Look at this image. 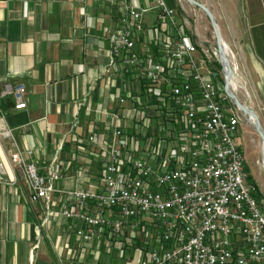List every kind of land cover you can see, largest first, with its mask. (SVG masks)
Returning a JSON list of instances; mask_svg holds the SVG:
<instances>
[{"label":"built area","instance_id":"1","mask_svg":"<svg viewBox=\"0 0 264 264\" xmlns=\"http://www.w3.org/2000/svg\"><path fill=\"white\" fill-rule=\"evenodd\" d=\"M110 2L122 13L101 74L112 68L137 88L113 96L116 109L102 111L109 118L104 131L86 138L100 156L96 184L80 185L88 169L80 163L72 170L75 186L57 188L66 176L56 168L57 154L39 172L0 106V144L11 143L10 162L23 173L30 204L42 207L41 225L54 219L81 244L103 233L123 246L127 235L133 242L141 234L139 251L145 249L150 264H264L263 200L248 182L234 141L245 115L224 92L216 42L198 47L178 28L176 10L165 0L149 6ZM149 12L154 24L139 51ZM27 94L24 83L5 80L0 100L11 96L22 110ZM2 173L0 164V181ZM53 194L60 196L58 210Z\"/></svg>","mask_w":264,"mask_h":264},{"label":"crops","instance_id":"2","mask_svg":"<svg viewBox=\"0 0 264 264\" xmlns=\"http://www.w3.org/2000/svg\"><path fill=\"white\" fill-rule=\"evenodd\" d=\"M197 1L209 8L228 45V58L236 68L235 95L253 109L264 132V0ZM121 13L110 0H0V90L5 80L22 82L28 90L25 109L16 110L11 96L2 98L0 106L19 147L32 152L24 156L39 172L57 154L56 168L66 172L57 188L75 186L72 170L80 163L88 167L80 185L96 184L100 156L86 138L104 131L109 118L102 111L116 109L113 96L137 88L112 68L101 74ZM144 22L136 42L139 51L150 37L147 28L154 24V14H145ZM176 22L184 32V18L176 14ZM191 40L198 47L206 42ZM234 138L244 154L248 179L256 184L258 176H251L250 165L254 175L262 157L261 140L246 116ZM12 150L9 141L0 144V264H150L145 249L139 251L145 239L141 234L133 242L127 235L123 246L103 233L81 244L54 219L41 225L42 207L30 204L23 173L10 162ZM52 197V208L58 210L60 196Z\"/></svg>","mask_w":264,"mask_h":264},{"label":"rangeland","instance_id":"3","mask_svg":"<svg viewBox=\"0 0 264 264\" xmlns=\"http://www.w3.org/2000/svg\"><path fill=\"white\" fill-rule=\"evenodd\" d=\"M165 1L169 7L176 8L177 16L180 15L184 18V32L187 36H189L191 39H194V40L206 39V41H208L209 43H215V38L213 35L211 24L207 16L205 15V13L200 8H198L197 6H194L193 4H190L189 2L185 0H165ZM178 1L181 3V8H179V5L177 3ZM212 1L215 3L217 2V0H212ZM204 44L205 42L203 43V45ZM234 141L236 144L238 143V141L235 140V138H234ZM250 169H251V176L253 178L255 176H258L256 179L257 181L255 182L256 183L255 185L258 188L257 192L255 193V196L259 200H263L261 206L264 210V168L262 166V161H258L257 165H255L256 175L255 174L253 175V170H252L253 165L252 164L250 165ZM248 181L249 183H253L249 179Z\"/></svg>","mask_w":264,"mask_h":264},{"label":"water","instance_id":"4","mask_svg":"<svg viewBox=\"0 0 264 264\" xmlns=\"http://www.w3.org/2000/svg\"><path fill=\"white\" fill-rule=\"evenodd\" d=\"M185 1L189 2L190 4H193L194 6H197L198 8H200L205 13V15L207 16V18L211 24L213 35H214L215 42H216L217 51H218L220 58H221V61H222V68H223V72H224V81H223L224 92L232 100V102L235 104V106L241 112H243V114L248 118V120H249V118L253 119L252 124H253L254 130L258 134V136L261 140V154H262L261 161H263L262 166L264 168V132H263V129L259 123L257 115L255 114L253 109L251 107H249L248 105L241 103L232 90V87H231L232 86V69H231L229 60L225 56L224 51H223V46H222L223 39L221 37V34L219 31L218 25L215 21V18L213 16V14L211 13V11L209 10V8L206 5H204L203 3H201L197 0H185Z\"/></svg>","mask_w":264,"mask_h":264},{"label":"bare ground","instance_id":"5","mask_svg":"<svg viewBox=\"0 0 264 264\" xmlns=\"http://www.w3.org/2000/svg\"><path fill=\"white\" fill-rule=\"evenodd\" d=\"M223 39V38H222ZM222 46H223V51H224V54H225V56L228 58V45L226 44V42L223 40V42H222ZM228 60H229V58H228ZM232 90H233V92H234V90L236 89V87H237V83L234 81V80H232ZM249 121L251 122V123H253V119L252 118H249Z\"/></svg>","mask_w":264,"mask_h":264},{"label":"trees","instance_id":"6","mask_svg":"<svg viewBox=\"0 0 264 264\" xmlns=\"http://www.w3.org/2000/svg\"><path fill=\"white\" fill-rule=\"evenodd\" d=\"M249 180H250V177H249ZM251 181V180H250Z\"/></svg>","mask_w":264,"mask_h":264}]
</instances>
